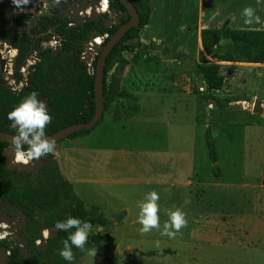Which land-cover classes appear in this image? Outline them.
<instances>
[{
	"label": "rangeland",
	"instance_id": "1",
	"mask_svg": "<svg viewBox=\"0 0 264 264\" xmlns=\"http://www.w3.org/2000/svg\"><path fill=\"white\" fill-rule=\"evenodd\" d=\"M82 1L66 6L85 18L89 8L81 7ZM6 2L15 16H25L22 28L26 29L35 5L13 11L11 0ZM116 16L107 13V21ZM102 40L101 36L93 39L96 43ZM58 43L51 38L47 45ZM0 50L5 60L0 75L12 89H18L23 81L13 84L11 78L15 51L7 44ZM151 52V61L127 65L117 77V85L126 76L131 85L145 91L143 117L122 129L113 125L109 134L97 128L98 123L89 130L97 128L92 137L86 136L88 131L75 139L55 142L60 152L53 157L61 174L70 181L84 206L97 205L109 222L106 233L111 243L88 240L85 249H96L95 257L76 249L71 264H264V118L251 112L248 101L253 97L264 101V64L219 62L224 83L212 94L226 100L220 105L206 100L203 108L193 92L203 89L193 65L201 57L216 61L194 48L173 51L153 43ZM34 55H28L20 66L23 79ZM125 102L132 104L127 99ZM119 105L123 100L116 98L107 110ZM206 126L214 142V163L209 161L204 144ZM12 152L7 162L15 163ZM45 162L41 157L28 164H33L35 170ZM214 167L218 168V176L213 175ZM150 191L160 196L161 230L169 210L185 213L187 226L176 240L162 236L156 229L141 233L138 205ZM16 216L11 217L13 222ZM15 230L0 221V238L10 244L17 237ZM192 234L210 240H198L202 243H198L195 258L191 255L194 241H187ZM40 235L46 237L47 233L43 230ZM236 243H241L243 249H235ZM118 249L134 252L123 255Z\"/></svg>",
	"mask_w": 264,
	"mask_h": 264
},
{
	"label": "trees",
	"instance_id": "2",
	"mask_svg": "<svg viewBox=\"0 0 264 264\" xmlns=\"http://www.w3.org/2000/svg\"><path fill=\"white\" fill-rule=\"evenodd\" d=\"M72 1L76 0L61 2ZM129 1L137 9L138 23L125 31L104 58L101 73L102 113L95 125L102 120L113 100L129 97L130 92L135 89L126 76H122L120 85H117V77L124 68L130 64H146L154 58L151 52L153 43H142L138 39L139 30L148 21L150 0ZM106 3L109 9H114L117 13V20L109 26L106 25L105 12L75 23L70 18L73 7L66 9L65 20L54 0H51L49 14L30 18L28 27L23 29L21 15H13L0 0V42L15 51L14 60L17 63L11 73L13 84L23 81L16 92L9 84L0 82V130L17 134L7 114L33 91L38 93L39 100L46 102L48 113L52 117L45 135L68 124L89 119L93 110V73L87 72V64L80 58L83 44L106 34L102 40L104 42L128 18L119 0H107ZM105 9L102 7V11ZM55 36L58 37L59 49L52 53L53 47L47 45V42ZM200 40L204 53L216 61L209 62L201 57L193 65V73L198 75V80L204 85L201 91L193 89V92L198 95L200 104L205 108L206 100H211L215 105L223 104L226 100L212 94L221 90L224 83L219 62L264 63V30L230 29L223 24L220 28L201 29ZM37 49L39 58L31 64L32 69L26 74V84L19 69L25 58ZM88 49L91 53L94 52L90 45ZM95 58L96 56L91 62L93 69ZM1 77L0 75V79ZM89 130L73 131L66 138L82 135ZM204 144L209 161L214 163L216 154L208 126L204 130ZM7 145V142L0 141V210L9 216L22 213L24 225L19 230V235L25 240L23 247L26 255H23L17 245L10 248L4 239H0V247L8 250L3 264H69L59 252L63 247L62 241L75 229L64 232L54 228L57 221H64L68 217L90 222L93 231L89 233V237H93L94 243H111L106 233L109 222L97 205H90L88 208L84 206L71 184L60 175L53 154L44 156L46 162L35 170H18L16 167H7L6 156L3 154ZM11 155L15 160L14 152ZM213 175L218 176L217 167L213 168ZM46 227H52L54 235L45 237L43 248L38 249L35 242L42 239L40 230ZM76 249L73 247L72 250ZM154 252L148 251L147 254Z\"/></svg>",
	"mask_w": 264,
	"mask_h": 264
},
{
	"label": "crops",
	"instance_id": "3",
	"mask_svg": "<svg viewBox=\"0 0 264 264\" xmlns=\"http://www.w3.org/2000/svg\"><path fill=\"white\" fill-rule=\"evenodd\" d=\"M247 6H251L256 10V14L261 18V23L252 25L244 23L241 12ZM223 24L230 29L264 30V0H260L259 4L257 0H150L148 21L139 30L138 39L142 43H157L173 51H185L194 48L203 52V56L209 58L201 46L200 31L204 28H220ZM144 92L135 87L130 92L129 97L119 98L123 100V105L106 110L102 120L99 122L98 126L100 127L97 128H103L109 134L112 132L110 129L113 125H119L122 129L128 122L132 123L135 119L143 117L144 107L142 99ZM126 99L131 101L132 104L127 105ZM96 129L89 131L86 136H94L97 133L94 132ZM59 152L60 148L55 149V154L59 155ZM59 173L66 179L60 171ZM66 180L70 183L68 179ZM193 226L195 227V224ZM192 235L189 236L190 238L187 241H194V245L191 246L194 252L191 255L195 258L198 257L195 252L198 249V243H209L210 240L204 236L197 237L194 234ZM219 238L220 242L224 243L222 237ZM200 239H202V242L198 241ZM177 240L184 241L181 238ZM240 244H233V247L237 250L243 249ZM170 252H174L173 249Z\"/></svg>",
	"mask_w": 264,
	"mask_h": 264
},
{
	"label": "clouds",
	"instance_id": "4",
	"mask_svg": "<svg viewBox=\"0 0 264 264\" xmlns=\"http://www.w3.org/2000/svg\"><path fill=\"white\" fill-rule=\"evenodd\" d=\"M56 4L60 0H54ZM30 0H12V4L20 11L28 5ZM260 3V0H257ZM241 16L246 25L259 24L261 18L256 14V10L251 7H245ZM7 118L12 122V127L16 128L17 134L12 138L13 152L15 160L27 165L30 161L39 160L48 154H55L56 143L53 139L45 135L46 127L51 123L52 117L48 113L44 101L38 99V93L31 92L16 107L7 114ZM25 146L27 149L25 150ZM159 194L156 191H150L144 200L139 203L138 222L141 225L142 234L151 232L153 229L160 231L162 236L174 239L180 230L187 226L185 213L180 209L169 210L168 220L164 222L161 230L159 216ZM57 231L69 232L67 239L62 241L63 247L59 255L71 264L75 259L73 247L87 251L88 255L95 257L96 249H85L89 240V233L93 231V225L80 218L68 217L64 221H57L54 225Z\"/></svg>",
	"mask_w": 264,
	"mask_h": 264
},
{
	"label": "water",
	"instance_id": "5",
	"mask_svg": "<svg viewBox=\"0 0 264 264\" xmlns=\"http://www.w3.org/2000/svg\"><path fill=\"white\" fill-rule=\"evenodd\" d=\"M103 0H84L81 2V7H88L91 12L92 7L96 8L98 4H100ZM121 2V4L123 5V7L125 8V11L128 14V18L125 22H123L122 24H120L115 31H113L108 37L107 39L103 42L101 41V43H97L94 46V53L93 56L90 55L89 53V45H90V41L85 42L83 44V51L80 54V58L84 60V62L87 64V72L89 74L93 73V110H92V114L89 117L88 120L86 121H82V122H76V123H71L68 124L66 126H63L57 130H55L52 133L46 134V136L50 139H53L55 142L59 141L60 139L65 138L68 134H70L73 131L76 130H80V129H91L95 123L97 122L99 116L102 113V96H101V73H102V64L104 61L105 56L107 55V53L109 52V50L111 49V47L124 35L125 31L127 29H129L132 26H135L138 23V12L137 9L132 5V3L129 0H119ZM101 7V6H100ZM112 13H114V10H111ZM79 16V15H78ZM86 17L91 18V14L89 13L88 15H86ZM84 19V17H78L77 19L75 18L74 21H76L77 23L82 21ZM69 24H71L69 22ZM109 25V22L107 24V26ZM53 39L58 41V37L55 36L53 37ZM5 43L4 42H0V47H2ZM59 49V45H55L52 48V53H54L56 50ZM91 52V50H90ZM34 61H36L39 56H38V49L34 52ZM94 56H96L95 58V64H94V69L91 66V62L94 59ZM17 61L14 60V65L13 68L15 67ZM5 69V60L0 57V71L2 72ZM32 69V66L30 65L27 69V73ZM0 82L2 83H6L5 79H3V76L0 79ZM25 83H28V80L25 79ZM204 88V85H202ZM14 92L17 91V89H13ZM44 101V100H42ZM249 103L251 104V112L253 113H257L260 114L263 118H264V101L262 99H260L259 97H253V98H249ZM45 102V101H44ZM46 104V102H45ZM235 105V104H233ZM238 105H241V102L238 103ZM16 134H10L7 133L5 130H0V141H5L7 142L9 145H7L6 147H4L3 149V154L6 156V161L9 157V151H13V145H12V138L15 136ZM15 165V163L12 162H7V167L9 168H13ZM17 168L20 170H30L33 169V164H27L25 165L24 163H19L17 165ZM0 219L3 220L5 223H8V219L0 213ZM18 221L19 223H14L11 226L13 227H22L24 225V217L23 215L20 213L18 215ZM44 231L47 233V236H53L54 235V230L52 227H46L44 229ZM89 241H94L93 237H89ZM38 244V249H42L43 245H44V241L43 240H39L37 241ZM23 251V255H26V249L22 248ZM120 254L123 255H130L131 253L134 252V250L132 249H118L117 251ZM5 259V256L2 254V250L0 249V264H3Z\"/></svg>",
	"mask_w": 264,
	"mask_h": 264
},
{
	"label": "flooded vegetation",
	"instance_id": "6",
	"mask_svg": "<svg viewBox=\"0 0 264 264\" xmlns=\"http://www.w3.org/2000/svg\"><path fill=\"white\" fill-rule=\"evenodd\" d=\"M50 1L51 0H30V5H35L34 6V10L35 11H32L33 13H32V15H30L29 17H28V20L27 21H29L30 20V18H32V17H34V16H38V15H42V14H49V8H50ZM62 0H60V3L59 4H56V6H57V8L59 9V12H60V15L62 16V17H64L65 18V20H67L66 19V17H65V15H66V10L65 9H67L68 7L66 6V4H68V3H62L61 2ZM76 1H78V0H76ZM87 1H89V0H87ZM107 1V0H106ZM2 2L4 3V6L6 7V9L8 10V11H10L11 12V9L9 8V6H8V4H7V2H6V0H2ZM11 2H12V0H11ZM72 2H74V1H72ZM71 3V2H70ZM65 6V7H64ZM37 8V9H36ZM15 9H17L15 6H14V8H13V11H15ZM37 10V11H36ZM106 10V11H105ZM103 12H106V13H112L111 12V10L112 9H109L108 8V6H107V3H106V9H105ZM114 10V9H113ZM36 12V13H35ZM88 13H87V15L89 14V11H87ZM13 15H14V13L13 12H11ZM114 13H116L115 11H114ZM117 14V13H116ZM18 16V15H17ZM21 18H22V21H24L25 20V16L24 15H21ZM117 20V16L115 17V18H113V20L111 21L110 20V22H109V20H108V22H109V25L110 24H112V23H114L115 21ZM74 21V20H73ZM75 23H77L76 21H74ZM71 24L70 25H72V22H70ZM107 23V22H106ZM69 24V23H68ZM108 25V26H109ZM43 44V43H42ZM14 167H16L17 168V166H14ZM18 169V168H17ZM18 170H20V169H18ZM30 170H32V169H30ZM25 171H27V170H25ZM0 213L1 214H3L7 219H8V223H5L3 220H1L0 219V221H2L5 225H7L8 226V228L10 229V230H15L16 231V233H17V237L14 239V241H12V243L10 244L5 238H0V239H4L5 241H6V243L9 245V247L11 248V247H13L14 245H17L20 249H21V251H22V248H24L23 247V243H25V240H22V238H21V236L19 235V230L23 227H13V226H11L12 224H14V223H19V221H18V215L20 214V212H17V216H16V221L15 222H13L12 221V219H11V217L13 218V216H9L7 213H5V212H3L2 210H0ZM22 214V213H21ZM44 229H41L40 230V232H42ZM10 232V231H9ZM45 237H42V239H39V240H43ZM39 240H37V241H39ZM44 241V240H43ZM16 242H19L20 243V245H18ZM37 246H38V244H37ZM0 249L2 250V254L4 255V256H6V254L8 253V250H4L3 248H1L0 247ZM25 249V248H24ZM5 260V259H4Z\"/></svg>",
	"mask_w": 264,
	"mask_h": 264
},
{
	"label": "bare ground",
	"instance_id": "7",
	"mask_svg": "<svg viewBox=\"0 0 264 264\" xmlns=\"http://www.w3.org/2000/svg\"><path fill=\"white\" fill-rule=\"evenodd\" d=\"M100 4H101V5H100L101 7L98 6L97 9L94 8V7H92V10H91V13H90L92 17L97 16V15L100 13V11L102 12V7H103V8H106V0H103ZM98 5H99V4H98ZM92 17H91V18H92ZM70 18L73 19V20H74L75 18H76V19L78 18V17H77V10H76L75 8H72V9H71V11H70ZM107 24H108V21H107L106 25H107ZM101 37H102V36H101ZM96 44H97V43H96L95 41H91L90 46H91L92 48H94V46H95ZM0 52H1V51H0ZM89 53H90L91 56H93V53H94V52L91 53L90 50H89ZM13 160H14V159H13ZM14 162H15V163H20V162L15 161V160H14Z\"/></svg>",
	"mask_w": 264,
	"mask_h": 264
},
{
	"label": "built area",
	"instance_id": "8",
	"mask_svg": "<svg viewBox=\"0 0 264 264\" xmlns=\"http://www.w3.org/2000/svg\"><path fill=\"white\" fill-rule=\"evenodd\" d=\"M105 36H106V34H103L102 37H101V39H103V37H105Z\"/></svg>",
	"mask_w": 264,
	"mask_h": 264
}]
</instances>
